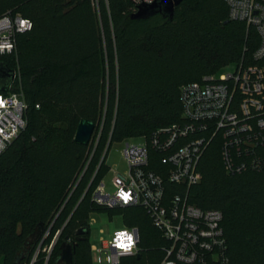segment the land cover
I'll use <instances>...</instances> for the list:
<instances>
[{
    "label": "trees",
    "instance_id": "1",
    "mask_svg": "<svg viewBox=\"0 0 264 264\" xmlns=\"http://www.w3.org/2000/svg\"><path fill=\"white\" fill-rule=\"evenodd\" d=\"M135 11L132 0H0V17L11 12L34 24L18 36L17 55L0 57L20 74L16 84L28 105L25 131L0 153V263L32 264L42 246L34 264H59L63 245H72L73 264H94L96 212L120 215L125 227L139 230V254L121 264L163 263L168 244L143 208L94 203L111 171L103 155L110 141L109 149L150 141L180 123L181 88L248 58L259 36L229 21L223 0H184L173 20H135ZM83 119L96 124L88 146L75 141ZM151 157L158 171L163 156L152 149ZM199 171L189 201L223 212L230 264H264V171L228 174L218 142ZM41 225V238L17 263ZM54 241L48 259L44 249Z\"/></svg>",
    "mask_w": 264,
    "mask_h": 264
},
{
    "label": "built area",
    "instance_id": "2",
    "mask_svg": "<svg viewBox=\"0 0 264 264\" xmlns=\"http://www.w3.org/2000/svg\"><path fill=\"white\" fill-rule=\"evenodd\" d=\"M135 13L155 0H132ZM229 21L254 28L256 51L238 63L231 75L205 77L181 88L182 121L158 130L150 141L125 142L128 169L113 177L114 192L102 181L93 195L95 204L109 209L141 207L167 242L162 264H230L221 210H203L189 201L192 187L202 181L200 163L215 142L220 143L226 172L240 175L264 171V0H223ZM32 20L11 12L0 17V57L17 55L18 36L31 32ZM10 90L0 94V153L27 127L28 105L20 74ZM16 84V87H15ZM161 154L158 171L151 169V150ZM130 238V239H129ZM140 233L125 227L103 241L94 264H121L139 254ZM54 243L44 249L49 256ZM41 247L32 264L37 260Z\"/></svg>",
    "mask_w": 264,
    "mask_h": 264
},
{
    "label": "water",
    "instance_id": "3",
    "mask_svg": "<svg viewBox=\"0 0 264 264\" xmlns=\"http://www.w3.org/2000/svg\"><path fill=\"white\" fill-rule=\"evenodd\" d=\"M183 2L184 0H155L152 4H143L139 6L138 11L132 15V18L135 20H148L157 15H162L165 19L173 20L176 8ZM15 79V70L10 69L5 63H0V91L8 92ZM95 130L96 124L94 122L86 119L81 120L75 134V141L84 146L90 145ZM110 142L107 148H109ZM42 234L43 225H41L35 233L27 239L23 251L17 255V263H20L28 255L29 247L34 241L40 239ZM59 264H73L72 245H63Z\"/></svg>",
    "mask_w": 264,
    "mask_h": 264
},
{
    "label": "rangeland",
    "instance_id": "4",
    "mask_svg": "<svg viewBox=\"0 0 264 264\" xmlns=\"http://www.w3.org/2000/svg\"><path fill=\"white\" fill-rule=\"evenodd\" d=\"M237 67L238 65L236 63H231L225 67L218 76L231 75L236 71ZM131 142L135 144L141 143L140 139H133ZM124 148L125 142L115 143L110 149L107 148L105 151L106 154L104 153L106 157V164L111 169V171L103 181L107 185L108 191L110 193L114 192L112 181L115 174L117 172L124 173L128 169L127 162L123 156ZM90 225V243L91 247L94 249H101L103 246V241H109L116 231H120L125 228L122 216H111L108 212L93 213L90 217ZM92 255L93 258H95L96 252H93Z\"/></svg>",
    "mask_w": 264,
    "mask_h": 264
},
{
    "label": "snow or ice",
    "instance_id": "5",
    "mask_svg": "<svg viewBox=\"0 0 264 264\" xmlns=\"http://www.w3.org/2000/svg\"><path fill=\"white\" fill-rule=\"evenodd\" d=\"M130 239V238H129Z\"/></svg>",
    "mask_w": 264,
    "mask_h": 264
}]
</instances>
